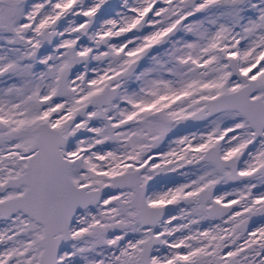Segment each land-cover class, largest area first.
Segmentation results:
<instances>
[{
  "label": "snow or ice",
  "instance_id": "6c2138e0",
  "mask_svg": "<svg viewBox=\"0 0 264 264\" xmlns=\"http://www.w3.org/2000/svg\"><path fill=\"white\" fill-rule=\"evenodd\" d=\"M0 264H264V0H0Z\"/></svg>",
  "mask_w": 264,
  "mask_h": 264
}]
</instances>
